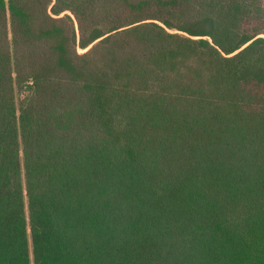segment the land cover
I'll list each match as a JSON object with an SVG mask.
<instances>
[{
	"label": "trees",
	"instance_id": "1",
	"mask_svg": "<svg viewBox=\"0 0 264 264\" xmlns=\"http://www.w3.org/2000/svg\"><path fill=\"white\" fill-rule=\"evenodd\" d=\"M0 264H264V0H0Z\"/></svg>",
	"mask_w": 264,
	"mask_h": 264
}]
</instances>
